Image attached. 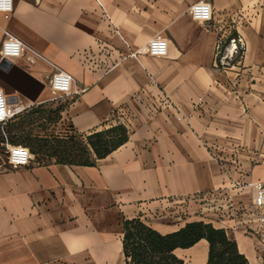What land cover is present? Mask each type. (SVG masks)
Listing matches in <instances>:
<instances>
[{"label": "crops", "instance_id": "0c3cea01", "mask_svg": "<svg viewBox=\"0 0 264 264\" xmlns=\"http://www.w3.org/2000/svg\"><path fill=\"white\" fill-rule=\"evenodd\" d=\"M194 1L11 0L0 11V46L9 31L39 54L0 56V73L17 86L8 101L22 107L4 127L9 143H20L12 127L46 106L55 134L84 138L116 123L128 130L93 165L2 162L0 264H122V221L132 217L160 233L210 222L249 264H264L252 195L234 187L264 180V0H206L209 21L189 15ZM236 33L247 44L242 62L215 68L217 39ZM157 34L167 39L160 57L145 51ZM56 67L79 94H51ZM159 93L172 104L151 115L145 102ZM207 251L201 238L173 253L206 264Z\"/></svg>", "mask_w": 264, "mask_h": 264}, {"label": "trees", "instance_id": "16d2710c", "mask_svg": "<svg viewBox=\"0 0 264 264\" xmlns=\"http://www.w3.org/2000/svg\"><path fill=\"white\" fill-rule=\"evenodd\" d=\"M51 136L53 139L39 135L34 138L38 147L49 150L46 157L37 159L36 163L47 164L53 161L93 165L97 158L106 156L122 144L127 139L128 130L123 124L116 123L93 130L84 138L76 134ZM12 141L26 145L31 153L35 152L30 137L16 133ZM122 228L121 241L126 264H184L183 259L176 256L173 250L191 246L201 238L208 242L206 264H249L224 228L203 220L189 221L177 230L160 233L139 217H132L123 219Z\"/></svg>", "mask_w": 264, "mask_h": 264}, {"label": "built area", "instance_id": "2783aa9c", "mask_svg": "<svg viewBox=\"0 0 264 264\" xmlns=\"http://www.w3.org/2000/svg\"><path fill=\"white\" fill-rule=\"evenodd\" d=\"M2 3H6L7 0H0ZM200 0L194 1L191 3L188 8L187 12L193 18L194 13L191 11L192 7L198 4ZM206 4L210 7V14L207 18L203 19H195L197 21H209L212 17V10L209 2L204 0ZM0 11H9V10H0ZM194 19V18H193ZM15 38V39H12ZM20 41L14 34L10 33L9 31H4V37L1 42L0 46V56L1 58L10 59L14 57H18L22 54L23 51L27 50L31 52L32 55L39 56V54L33 50L32 48L24 45L22 50L20 51L19 55L9 54L5 55V52L14 53L17 51L16 48V41ZM160 41L165 42V52L163 54L159 53L155 50V44L159 43ZM247 44L246 40L240 33H236L231 35L227 38H218L215 43L214 48V55H213V63L214 67L218 69H226L234 62L239 64L242 62L244 57V53L246 51ZM145 51L152 56L160 57L166 54L167 52V39L162 36L161 34H157L153 36L147 43L145 47ZM134 54V53H131ZM61 73H67L70 77L71 75L63 69L56 67L55 71L47 77L46 85L48 88L58 97H63L66 95H77L81 91L79 88H75L72 85V77L71 81L69 82L67 90L64 88V81L65 77L60 75ZM171 100L165 94H157L152 101L147 100L145 102V106L148 108V111L152 114L156 112L161 107H168L170 106ZM22 110L20 105H13L10 104L5 94L4 90L0 87V130L3 133L4 141L2 142L4 148L6 149V161L11 167H20L27 165L29 161L32 159V153L30 152L29 148L21 143L11 144L6 140L4 127L8 121L13 119L17 113ZM12 149H23L25 151V156L21 157L19 155L13 156ZM235 188L240 191L244 189H248V191L252 195V213L255 217V220L258 224H260L264 228V180L262 179H249L243 183H235ZM226 194V193H225ZM227 195V199H229V194Z\"/></svg>", "mask_w": 264, "mask_h": 264}, {"label": "rangeland", "instance_id": "374dc122", "mask_svg": "<svg viewBox=\"0 0 264 264\" xmlns=\"http://www.w3.org/2000/svg\"><path fill=\"white\" fill-rule=\"evenodd\" d=\"M239 64H236V62H234L229 67H226V69H222V70H230L231 68L238 66ZM48 91L51 92L50 90ZM51 94L53 95L54 93L51 92ZM149 114L151 113L149 112ZM54 117L55 115L49 112L48 107L46 106L45 108H42L41 110H39L38 113H33V115L24 116V119H21L20 123L12 127V131L16 132L18 135L31 138V141L34 147L33 149L35 151V152H32L33 156H32L31 161L33 162H36V160L40 159L41 157L45 158L46 153L49 151L47 150V148L43 149V147H38L36 145L34 138H37V136L39 135L40 137H48L49 139H53L51 135H59L53 132V128L48 123L49 120L53 119ZM109 125L111 124H108L105 127H108ZM0 152L3 158L6 159V149L2 145H0ZM5 165L8 167L10 166L6 161H5ZM122 264H126V263H122Z\"/></svg>", "mask_w": 264, "mask_h": 264}, {"label": "clouds", "instance_id": "9594fccd", "mask_svg": "<svg viewBox=\"0 0 264 264\" xmlns=\"http://www.w3.org/2000/svg\"><path fill=\"white\" fill-rule=\"evenodd\" d=\"M0 10H11V0H7L6 3L0 2ZM191 11L195 14L193 17L194 19H203V18H207V16L210 14V7L208 4L204 2V0H200L198 4L192 7ZM12 39H15V38H12ZM23 47H24L23 43L17 40L16 41L17 51L14 53L5 52V55H9V54L19 55ZM154 47H155V50L161 54L165 52V42L164 41H160L159 43L155 44ZM60 75L65 77L64 88L65 90H67L69 82L71 81V77L67 73H61ZM12 151H13V156L19 155L23 157L26 154L23 149H20V150L12 149Z\"/></svg>", "mask_w": 264, "mask_h": 264}, {"label": "water", "instance_id": "95a60500", "mask_svg": "<svg viewBox=\"0 0 264 264\" xmlns=\"http://www.w3.org/2000/svg\"><path fill=\"white\" fill-rule=\"evenodd\" d=\"M7 65V62H6V60H1L0 61V69L1 68H3V67H5ZM11 67H14L15 69H18V70H20V71H22V72H24L23 70H21L19 67H17L16 65H12ZM25 75H27V76H29L31 79H33L34 81H36L37 83H38V85H39V90H41L43 87H44V83H42L41 81H38V80H36V79H34V78H32L29 74H27V73H24ZM0 77L4 80V81H6L8 84H9V86L11 87V88H9V87H7V85H5L3 82H0V86L4 89V91H5V93L7 94V96H9V97H11V96H14L13 94H14V91H15V89L17 88V86H16V84H15V81H13V79L11 80V78H8L9 76H5L3 73H0ZM2 162H3V159L1 158V156H0V165L2 164Z\"/></svg>", "mask_w": 264, "mask_h": 264}]
</instances>
